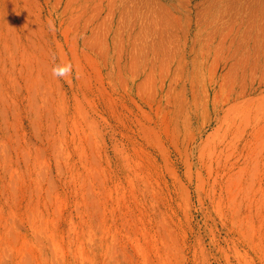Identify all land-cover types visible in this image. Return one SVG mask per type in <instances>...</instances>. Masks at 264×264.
<instances>
[{
    "label": "rangeland",
    "instance_id": "obj_1",
    "mask_svg": "<svg viewBox=\"0 0 264 264\" xmlns=\"http://www.w3.org/2000/svg\"><path fill=\"white\" fill-rule=\"evenodd\" d=\"M0 264H264V0H0Z\"/></svg>",
    "mask_w": 264,
    "mask_h": 264
},
{
    "label": "clouds",
    "instance_id": "obj_2",
    "mask_svg": "<svg viewBox=\"0 0 264 264\" xmlns=\"http://www.w3.org/2000/svg\"><path fill=\"white\" fill-rule=\"evenodd\" d=\"M70 71H71V66L70 65L67 66V67H57V68L53 69L54 75H57V76H65Z\"/></svg>",
    "mask_w": 264,
    "mask_h": 264
}]
</instances>
